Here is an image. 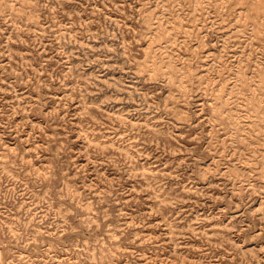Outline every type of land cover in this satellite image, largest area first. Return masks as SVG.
<instances>
[{
	"label": "rangeland",
	"instance_id": "obj_1",
	"mask_svg": "<svg viewBox=\"0 0 264 264\" xmlns=\"http://www.w3.org/2000/svg\"><path fill=\"white\" fill-rule=\"evenodd\" d=\"M0 264H264V0H0Z\"/></svg>",
	"mask_w": 264,
	"mask_h": 264
}]
</instances>
